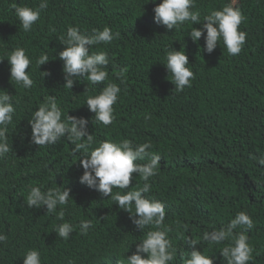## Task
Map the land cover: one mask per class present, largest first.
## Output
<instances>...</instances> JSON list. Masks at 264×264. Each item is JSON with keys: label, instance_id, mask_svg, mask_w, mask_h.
I'll list each match as a JSON object with an SVG mask.
<instances>
[{"label": "trees", "instance_id": "obj_1", "mask_svg": "<svg viewBox=\"0 0 264 264\" xmlns=\"http://www.w3.org/2000/svg\"><path fill=\"white\" fill-rule=\"evenodd\" d=\"M160 2L48 0L40 19L25 32L14 6L35 9L40 0H0V59L23 47L32 60L28 71L34 81L31 89L16 85L10 81L8 60L0 62V90L13 95L16 108L7 133L11 151L0 159V234L7 236L0 243V264H23L31 249L40 252L41 264H123L144 238L132 214L79 182L83 149L73 155L74 145L66 137L54 145L30 143L28 119L49 96H55L62 118H88V130L97 142L127 138L133 144L151 143L150 151L161 156L158 174L147 182L151 189L144 195L165 205L164 223L173 229L169 237L177 250L172 264H183L190 238L199 242L198 250L214 256L215 264H224L220 250L225 245L209 246L202 237L241 211L254 222L247 232L254 249L249 264H264V166L259 164L264 156V0H237L234 5L245 17L240 30L247 34L237 56H229L222 42L212 53L203 52V37L196 43L185 36L200 24L186 23L172 32L156 24L153 9ZM230 2L195 0L194 10L200 11L202 21ZM71 26L82 32L109 27L119 33L111 44L90 49L109 56L103 83L81 79L72 89L63 87L58 54L65 46L60 38H66ZM172 48L186 51L194 73L191 87L179 92L163 64ZM41 53L50 61L39 68L35 61ZM41 71L51 75L43 78ZM109 83L121 89L114 105L116 120L108 127L92 124L94 113L86 99ZM144 183L134 173L130 188ZM31 187L71 190L68 204L57 208L65 212L63 221L47 213L46 206H27ZM81 220L92 221L87 235L80 232ZM63 222L74 226L67 240L55 232Z\"/></svg>", "mask_w": 264, "mask_h": 264}, {"label": "clouds", "instance_id": "obj_2", "mask_svg": "<svg viewBox=\"0 0 264 264\" xmlns=\"http://www.w3.org/2000/svg\"><path fill=\"white\" fill-rule=\"evenodd\" d=\"M237 0H231L220 9H213L204 15L201 21L200 11L196 8L195 0H161L153 9L154 21L165 26L168 32L179 31L186 23L200 24L193 27L185 36H190L193 42L204 39L203 52L212 53L221 42L229 56L241 53L246 43V32L240 30L245 17L239 7H235ZM156 3V0H151ZM48 7V0H40L35 9L28 6H14V11L20 25L25 32H30L34 24L40 19L41 12ZM54 31V29H53ZM119 33H113L111 28L92 29L91 32H82L79 27H68L66 38L60 41L65 46L59 52V59L63 61L64 88L72 89L74 84L83 79L91 85H98L106 81L108 72L105 67L109 64V56L105 51L91 52L93 46L108 45L118 38ZM8 60L10 65V81L24 89H31L34 81L31 78L30 65L32 60L23 47H17L5 53L0 59ZM166 63H163L176 91H183L191 87L194 73L189 67V56L183 49L174 48L166 52ZM47 53H41L36 59V65L41 68L49 62ZM44 77L51 75L48 71H41ZM118 84L105 85L98 95H89L85 104L91 113H94L92 124H101L104 127L112 125L116 120L114 105L120 94ZM16 108L13 95L6 90H0V159L4 158L11 148L8 143V126L13 123ZM149 117H145L148 119ZM31 128L30 143L37 146L54 145L61 138H67L74 145L73 155L84 150L78 162L83 168L79 178L81 184L98 192L101 197H110L121 210L132 214L135 228L142 231L144 238L136 243L135 252L125 257L123 264H172L176 259V248L169 233L172 227L164 223L166 217L164 203L149 199L144 194L149 193L150 178L158 174L161 166V156L150 151L151 143L133 144L127 138L118 142L103 140L97 142L88 130L89 120L85 117L68 115L62 118V109L55 96L45 98L37 110L28 119ZM98 144L96 147H91ZM140 161H145L140 163ZM76 163V162H75ZM259 164L264 166V156L259 158ZM138 174L145 181L142 188H130L133 174ZM122 191L114 192L113 189ZM126 190V191H125ZM70 189L50 188L42 191L40 187H31L26 204L29 208L46 206L47 213H55L57 219L63 221L65 212H57L58 206H66L71 197ZM134 209V215H133ZM82 235H87L92 227L91 220H81L78 225ZM254 227L252 218L246 212H239L225 226L205 232L202 240L209 246L225 245L220 253L224 264H249L252 260L253 247L249 243L248 230ZM241 231L237 232L236 229ZM148 229V231H144ZM74 226L70 222H63L56 227L55 232L64 240L70 238ZM7 240V236L0 234V243ZM225 242H228L225 244ZM199 242L189 239L187 245L190 251H184L181 259L183 264H215L214 256L205 254L196 248ZM23 264H41L40 252L28 250L24 255Z\"/></svg>", "mask_w": 264, "mask_h": 264}]
</instances>
